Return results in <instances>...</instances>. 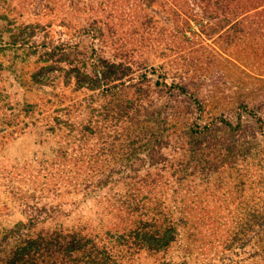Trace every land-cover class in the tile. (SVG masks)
Segmentation results:
<instances>
[{
    "label": "rangeland",
    "instance_id": "obj_1",
    "mask_svg": "<svg viewBox=\"0 0 264 264\" xmlns=\"http://www.w3.org/2000/svg\"><path fill=\"white\" fill-rule=\"evenodd\" d=\"M205 5L0 0V228L24 221L35 231L104 236L126 231L161 203L178 238L167 251H142L132 264H264V227L256 223L257 214L264 215V155L218 161L213 171L175 173L176 164L189 159L182 131L187 124L213 117L236 124L242 118L256 130L249 113L264 119V25L258 27L264 13L245 20L248 26L240 31L238 15L226 21L227 13L213 1ZM62 42L78 46L77 60L88 59L96 47L111 59L132 61L141 72L156 69L152 97L168 103L178 123L169 130L162 163L151 166L137 152L132 167L113 165L128 151L114 140L121 132L112 127L116 122L98 111L110 99L64 86L60 72L55 82L36 80L47 71L46 50ZM159 74L186 84L189 93L170 98L155 84L163 80ZM90 120L93 128L86 130ZM257 139L264 150V131ZM114 166L120 172L100 184Z\"/></svg>",
    "mask_w": 264,
    "mask_h": 264
},
{
    "label": "trees",
    "instance_id": "obj_2",
    "mask_svg": "<svg viewBox=\"0 0 264 264\" xmlns=\"http://www.w3.org/2000/svg\"><path fill=\"white\" fill-rule=\"evenodd\" d=\"M203 1L206 2L205 9L210 8L213 1L219 10L226 12V21L230 14L238 15L235 27L240 31L248 26L245 20L264 13V9H261L264 0H257L260 3L256 6L252 5L253 0ZM235 3L236 7L233 6ZM263 25L259 24L258 27ZM14 44H18L17 40ZM49 47L45 60L49 62L43 68L47 71L45 74L39 71L36 80L55 82L60 77L55 75L60 72L64 86H76L75 91L85 89L110 99L98 111L100 116L105 115L104 120L112 119L116 122L111 126H118L116 129H121V132L116 134L114 140H122L121 148L128 151H123L121 156L115 158L118 162L113 165L117 163L116 166L121 165V168L132 167L133 162L130 161L137 152L145 153L151 160V166L162 163L165 160L163 149L169 144V130L178 123L174 121L177 116L169 111L168 103L160 105L159 100L152 97L151 82L155 79L156 69L148 66L141 72V67L132 61L111 59L96 47L92 49V55L84 60H77L78 46L70 42L56 43ZM159 77H163V80L157 78L156 86L165 90L170 98H179L189 93L186 84L176 81L169 83L167 74H159ZM91 100L95 102L94 98ZM194 103L200 112L205 111L199 99L195 98ZM60 110L61 106L55 109L56 112ZM249 114L258 123V129H249L242 118L236 124L224 117L187 124L182 131L187 137L185 150L189 159L176 164L175 173L189 175L196 170L213 171L220 166L218 161L225 163L250 155L263 156L264 150H261L257 138L264 131V119ZM93 125L90 120L83 126L89 130ZM118 172L114 166L110 175L100 179L99 183L109 184L112 174ZM150 211L151 216L138 220L126 231L107 232L104 236L62 228L35 231L34 224L24 221L0 228V264H132L135 255L142 251H167L178 238L177 228L161 203L155 204ZM257 218L260 230L264 227V215L257 214Z\"/></svg>",
    "mask_w": 264,
    "mask_h": 264
}]
</instances>
